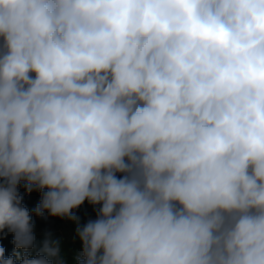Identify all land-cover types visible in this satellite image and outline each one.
Here are the masks:
<instances>
[{"label": "clouds", "instance_id": "clouds-1", "mask_svg": "<svg viewBox=\"0 0 264 264\" xmlns=\"http://www.w3.org/2000/svg\"><path fill=\"white\" fill-rule=\"evenodd\" d=\"M0 39V264L59 253L21 181L100 206L77 264H264V0H0Z\"/></svg>", "mask_w": 264, "mask_h": 264}, {"label": "trees", "instance_id": "trees-1", "mask_svg": "<svg viewBox=\"0 0 264 264\" xmlns=\"http://www.w3.org/2000/svg\"><path fill=\"white\" fill-rule=\"evenodd\" d=\"M0 43H2V39H0ZM3 182L0 179V183ZM24 183V181L20 182L18 192L23 197L22 206L26 207L31 215L35 235L34 246L27 250L29 257L34 258L38 253H41L47 241L50 247L54 246L59 249L57 256L49 257L53 261V264H77L79 259L76 254H81L82 245L76 236V228L78 225L83 226L90 219H96L100 206H93L85 201L78 209H74V214L79 217L78 223L70 221L67 218L52 217L46 211L43 216H36L34 209L40 203L42 192L33 190L31 193H27ZM13 239L14 234L9 232L8 229L0 231V247L5 250L4 258L13 256L17 251L23 255L25 251L24 249L17 250ZM16 264H20L19 259H17Z\"/></svg>", "mask_w": 264, "mask_h": 264}, {"label": "rangeland", "instance_id": "rangeland-1", "mask_svg": "<svg viewBox=\"0 0 264 264\" xmlns=\"http://www.w3.org/2000/svg\"><path fill=\"white\" fill-rule=\"evenodd\" d=\"M119 175H121V174H118V176H119ZM76 256H77L78 259H81V258H82V257H81V254H76Z\"/></svg>", "mask_w": 264, "mask_h": 264}]
</instances>
